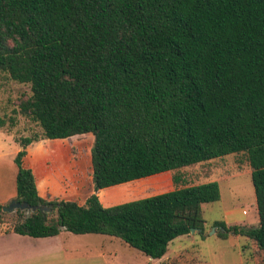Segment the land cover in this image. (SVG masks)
Instances as JSON below:
<instances>
[{
  "label": "trees",
  "instance_id": "obj_1",
  "mask_svg": "<svg viewBox=\"0 0 264 264\" xmlns=\"http://www.w3.org/2000/svg\"><path fill=\"white\" fill-rule=\"evenodd\" d=\"M0 72L31 85L15 112L42 129L14 137L16 199L52 206L0 202V235L106 234L161 259L192 227L205 232L202 205L221 198L217 181L187 185L180 170L244 152L259 225H214L264 251V0H0ZM17 123L0 116V128ZM86 133L95 192L41 195L28 147ZM168 171L183 186L101 201L102 189Z\"/></svg>",
  "mask_w": 264,
  "mask_h": 264
},
{
  "label": "rangeland",
  "instance_id": "obj_2",
  "mask_svg": "<svg viewBox=\"0 0 264 264\" xmlns=\"http://www.w3.org/2000/svg\"><path fill=\"white\" fill-rule=\"evenodd\" d=\"M31 94L29 83L18 82L8 73L0 72V116L15 115L18 120L13 129L0 128V202L4 205L16 198L17 165L14 158L19 149L15 150L11 140L42 131L37 123L21 112H15L20 109L21 101ZM34 144L29 146L32 151L25 164L33 163L43 177L49 175L52 196L84 203L95 192L91 159L93 133L65 139L47 138L33 147ZM180 171L187 185L209 181L220 184L221 198L202 205L206 220L204 233L195 231L175 238L164 257L154 259L119 238H112L110 242L112 236L106 234H75L65 230L62 238L73 242L75 248L85 254L99 252L103 241H106V251H118L109 256L111 263L99 257H86L78 264H264V251L254 240L233 233L223 238L219 236V227L213 233L216 221L247 227L259 225L253 168L248 154L232 153L183 167ZM174 173L168 171L102 189L99 191L101 201L110 206L183 186V183L176 185L173 182ZM45 186H48L47 182L42 184ZM21 238L17 233L0 235V264H65L62 257L49 258L38 254L41 249L38 238Z\"/></svg>",
  "mask_w": 264,
  "mask_h": 264
},
{
  "label": "crops",
  "instance_id": "obj_3",
  "mask_svg": "<svg viewBox=\"0 0 264 264\" xmlns=\"http://www.w3.org/2000/svg\"><path fill=\"white\" fill-rule=\"evenodd\" d=\"M11 141L15 145V150L19 149L18 143L15 140H13V139ZM39 142L40 141L35 142L33 147L37 146L39 144ZM31 151L32 150H30V147H28V154L25 157V159H28L30 157V152ZM29 166L32 167L34 169L35 173H36L38 187H39L41 195H43L46 198L51 197L53 192L51 191V187H50L51 179H50L49 175H47L45 177L41 176L36 171V167H35V165L33 163H31ZM45 182L48 183V186L42 187V184H44ZM63 232H65V230L61 231V233L58 234V235L47 236V237H33V236H30V235H23V234H20V236L22 237L21 239L26 238V236L28 238H29V236L33 237V238H38L39 241L37 243L39 245H41V249H40V252L38 254H40L43 257L46 256V257H49V258L62 257V259H63L62 261L65 264H76V263L78 264L80 260H85L86 257L87 258L92 257L93 259H94V257H99L104 262L111 263L109 256H111L114 252H116V253L118 252L116 249L114 250V252L106 251L105 248H104V245L106 244V241H103V243L101 244L102 248L100 249L99 252H97L96 254H87V253L85 254L84 252L78 251L75 248V245H74L73 242H68L65 238H62V233ZM112 238L113 237L110 238V242H111ZM107 239H109V238H107ZM107 239H105V240H107ZM70 240L72 241V239H70Z\"/></svg>",
  "mask_w": 264,
  "mask_h": 264
},
{
  "label": "water",
  "instance_id": "obj_4",
  "mask_svg": "<svg viewBox=\"0 0 264 264\" xmlns=\"http://www.w3.org/2000/svg\"><path fill=\"white\" fill-rule=\"evenodd\" d=\"M4 210L5 211H9V212H13L17 209H22L25 210L27 209L29 213L40 209L42 211H51L52 210V206H47V205H31L30 203H28L27 201H19L16 198L12 199L7 205H4ZM223 231H225V229L223 227H220ZM217 230V226L214 227L213 229V233ZM195 231H202V228H195L192 227L191 228V232H195Z\"/></svg>",
  "mask_w": 264,
  "mask_h": 264
}]
</instances>
